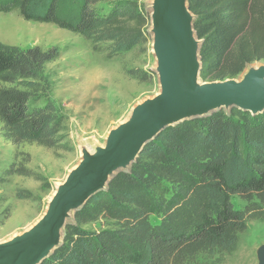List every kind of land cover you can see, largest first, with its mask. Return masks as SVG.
<instances>
[{
	"label": "trees",
	"instance_id": "16d2710c",
	"mask_svg": "<svg viewBox=\"0 0 264 264\" xmlns=\"http://www.w3.org/2000/svg\"><path fill=\"white\" fill-rule=\"evenodd\" d=\"M107 5L108 8L100 7ZM203 81L264 61V0H188ZM130 49L148 16L140 0H0V13ZM56 48L0 42V131L14 145L54 147L63 114L46 64ZM246 200L235 208L232 196ZM154 215L158 222L151 223ZM264 219V111L232 108L168 126L65 227L49 264H221L249 221ZM99 222L91 231L83 225Z\"/></svg>",
	"mask_w": 264,
	"mask_h": 264
},
{
	"label": "rangeland",
	"instance_id": "374dc122",
	"mask_svg": "<svg viewBox=\"0 0 264 264\" xmlns=\"http://www.w3.org/2000/svg\"><path fill=\"white\" fill-rule=\"evenodd\" d=\"M150 1L140 0L148 22L130 49H117L110 41L93 42L50 23L26 21L17 11L0 13L1 43L19 49H57L58 56L46 64L45 73L50 95L63 114L54 147L16 146L0 131V242L21 234L42 215L56 184L79 162L81 146L103 145L108 132L127 118L133 106L158 92ZM38 33L41 39L32 40L30 35ZM231 201L235 208L247 203L236 195ZM74 214L65 227L73 223ZM150 221L156 223L158 218L152 215ZM83 227L95 231L102 226L91 222ZM263 243L264 219L249 221L221 264H257L256 250ZM44 261L40 264H49Z\"/></svg>",
	"mask_w": 264,
	"mask_h": 264
},
{
	"label": "water",
	"instance_id": "95a60500",
	"mask_svg": "<svg viewBox=\"0 0 264 264\" xmlns=\"http://www.w3.org/2000/svg\"><path fill=\"white\" fill-rule=\"evenodd\" d=\"M150 7L158 92L133 106L103 145L81 146L79 162L56 184L42 215L21 234L1 241L5 254L0 264H40L52 255L62 244L66 220L106 190L119 170L128 172L144 146L166 127L219 109L229 112L235 107L252 115L264 111V75L243 77V70L222 81L200 78L202 40L195 33L188 0H164L163 6L162 0H154ZM256 259L264 264V243Z\"/></svg>",
	"mask_w": 264,
	"mask_h": 264
},
{
	"label": "bare ground",
	"instance_id": "6f19581e",
	"mask_svg": "<svg viewBox=\"0 0 264 264\" xmlns=\"http://www.w3.org/2000/svg\"><path fill=\"white\" fill-rule=\"evenodd\" d=\"M154 0H151V2L153 3ZM163 1L162 0V6H163ZM19 27V26H17ZM20 28V27H19ZM21 29V28H20ZM31 30V29H30ZM19 31V30H17ZM23 32V30H22ZM29 32V31H28ZM31 32H33L31 30ZM35 32V31H34ZM33 32V33H34ZM17 33V32H16ZM32 34V33H31ZM21 35V34H20ZM24 35V34H23ZM28 35V34H27ZM43 35V34H42ZM30 37L32 38V40H37L39 41L41 39V35L38 33L37 35H30ZM246 74H254V75H264V63L262 62H255V63H252L250 64L247 68L244 69L243 73L241 76H245ZM3 242V241H2ZM1 243V242H0ZM4 243V242H3ZM5 254V250L3 249H0V259L4 256Z\"/></svg>",
	"mask_w": 264,
	"mask_h": 264
}]
</instances>
